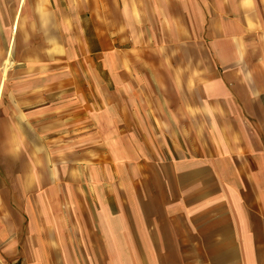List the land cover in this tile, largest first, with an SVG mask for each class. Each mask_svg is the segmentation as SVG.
I'll use <instances>...</instances> for the list:
<instances>
[{"label":"crops","instance_id":"1","mask_svg":"<svg viewBox=\"0 0 264 264\" xmlns=\"http://www.w3.org/2000/svg\"><path fill=\"white\" fill-rule=\"evenodd\" d=\"M0 264H264V0H0Z\"/></svg>","mask_w":264,"mask_h":264}]
</instances>
